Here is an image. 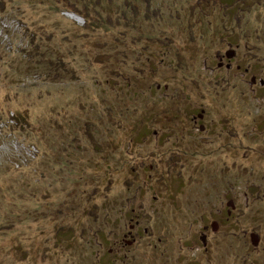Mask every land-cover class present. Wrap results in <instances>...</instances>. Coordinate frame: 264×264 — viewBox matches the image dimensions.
<instances>
[{
	"label": "rangeland",
	"instance_id": "obj_1",
	"mask_svg": "<svg viewBox=\"0 0 264 264\" xmlns=\"http://www.w3.org/2000/svg\"><path fill=\"white\" fill-rule=\"evenodd\" d=\"M0 264H264V0H0Z\"/></svg>",
	"mask_w": 264,
	"mask_h": 264
},
{
	"label": "trees",
	"instance_id": "obj_2",
	"mask_svg": "<svg viewBox=\"0 0 264 264\" xmlns=\"http://www.w3.org/2000/svg\"><path fill=\"white\" fill-rule=\"evenodd\" d=\"M83 14V13H82ZM84 15V14H83ZM87 19V21H90L91 19L89 18V16L86 18ZM15 117L17 118L18 117V113L17 114H15Z\"/></svg>",
	"mask_w": 264,
	"mask_h": 264
}]
</instances>
